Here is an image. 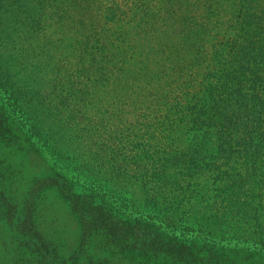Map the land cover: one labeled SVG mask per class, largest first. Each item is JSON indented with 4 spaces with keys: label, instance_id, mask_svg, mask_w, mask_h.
<instances>
[{
    "label": "rangeland",
    "instance_id": "1",
    "mask_svg": "<svg viewBox=\"0 0 264 264\" xmlns=\"http://www.w3.org/2000/svg\"><path fill=\"white\" fill-rule=\"evenodd\" d=\"M0 264H264V0H0Z\"/></svg>",
    "mask_w": 264,
    "mask_h": 264
},
{
    "label": "trees",
    "instance_id": "2",
    "mask_svg": "<svg viewBox=\"0 0 264 264\" xmlns=\"http://www.w3.org/2000/svg\"><path fill=\"white\" fill-rule=\"evenodd\" d=\"M189 11V9L188 8H186V12H188ZM261 26H263V25H261Z\"/></svg>",
    "mask_w": 264,
    "mask_h": 264
}]
</instances>
